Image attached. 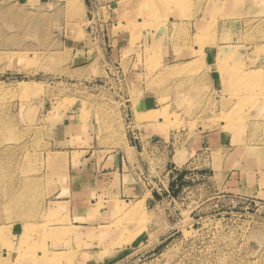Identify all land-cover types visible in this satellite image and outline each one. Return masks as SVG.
Here are the masks:
<instances>
[{
	"label": "rangeland",
	"instance_id": "rangeland-1",
	"mask_svg": "<svg viewBox=\"0 0 264 264\" xmlns=\"http://www.w3.org/2000/svg\"><path fill=\"white\" fill-rule=\"evenodd\" d=\"M263 61L264 0H0V264H264ZM80 138L139 148L155 209L58 205Z\"/></svg>",
	"mask_w": 264,
	"mask_h": 264
},
{
	"label": "crops",
	"instance_id": "crops-1",
	"mask_svg": "<svg viewBox=\"0 0 264 264\" xmlns=\"http://www.w3.org/2000/svg\"><path fill=\"white\" fill-rule=\"evenodd\" d=\"M207 58L203 61L207 67L215 65L217 57L215 55H206ZM216 57V58H215ZM252 60V59H251ZM191 62H187L191 64ZM257 64V62H256ZM259 67H264V61L256 65L252 71ZM209 78H220L222 75L219 69L208 70V73L203 74ZM221 87L218 86V93H221ZM220 101V100H218ZM155 101L147 99L143 110L153 107ZM156 104V103H155ZM83 138H86L83 135ZM80 138L81 145L74 150L62 151L66 155L69 162L68 171V186L69 193L57 201L58 205L68 207L71 212H74L76 217L86 219L88 213L95 209L99 204L100 198L106 204L98 211L95 216L94 225L104 226L115 221V213L120 208V203L125 202L129 208L136 206L139 203L147 208L152 207L153 211L156 205L160 202V193L156 190H147L139 183L140 172L144 167V162L141 156L142 152L139 148L132 147L134 162L129 163L126 147L107 151L105 147H100L96 143L97 139L88 146H82L86 139ZM69 142L68 139L65 140ZM152 141H154L152 139ZM151 141V142H152ZM202 146L209 144L210 146L219 145L224 142V137L221 133H204L199 137ZM74 156H78V160L74 161ZM75 227L87 229L90 223L85 221H72ZM155 226V223H153ZM97 226V225H96ZM23 231L22 226H16L14 230ZM17 231V232H18Z\"/></svg>",
	"mask_w": 264,
	"mask_h": 264
},
{
	"label": "bare ground",
	"instance_id": "bare-ground-1",
	"mask_svg": "<svg viewBox=\"0 0 264 264\" xmlns=\"http://www.w3.org/2000/svg\"><path fill=\"white\" fill-rule=\"evenodd\" d=\"M166 3H167V2H166ZM142 4H144V2H143ZM121 5H122V4H121ZM145 5H146V6H147V5H148V6H152L153 4L151 3V1H148V3L145 2ZM142 6H143V5H142ZM148 6H147V7H148ZM232 74H233V73H232ZM253 75H254V76H251V77L245 76V78H246L247 80H252V78H255V77H256L255 74H253ZM224 119H225V118H224ZM0 235H1V234H0ZM1 236H2V235H1ZM27 241H28V240H27ZM5 243H6V242H5ZM9 243H10V242H9ZM4 245H5V244H4ZM7 245H8V242H7ZM6 247H7V246H6ZM8 247L11 248L10 245H8ZM31 251H32V250H31ZM32 252H33V251H32ZM56 258H57V257H55V256H54V257H51V258L48 257L47 262H48L49 264H50V263L55 264L54 262H57V259H56ZM58 259H59V258H58ZM48 263H47V264H48Z\"/></svg>",
	"mask_w": 264,
	"mask_h": 264
},
{
	"label": "built area",
	"instance_id": "built-area-1",
	"mask_svg": "<svg viewBox=\"0 0 264 264\" xmlns=\"http://www.w3.org/2000/svg\"><path fill=\"white\" fill-rule=\"evenodd\" d=\"M134 139H137L136 137H134Z\"/></svg>",
	"mask_w": 264,
	"mask_h": 264
}]
</instances>
